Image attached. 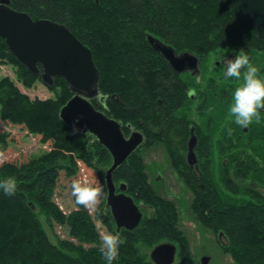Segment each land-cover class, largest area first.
<instances>
[{
	"label": "trees",
	"instance_id": "trees-1",
	"mask_svg": "<svg viewBox=\"0 0 264 264\" xmlns=\"http://www.w3.org/2000/svg\"><path fill=\"white\" fill-rule=\"evenodd\" d=\"M11 2L13 9L28 13L34 20H52L65 25L87 46L100 72L99 89L106 98L104 104L94 100L93 105L122 123L126 136L131 132L127 129L129 125L145 136L144 144L115 172L114 181L117 186L124 183L127 194L136 203L142 200L149 204L151 214L135 231L122 230L120 239L126 248L113 264H133L129 255H135L136 264H153L142 253V248L147 243L157 245L156 241L165 235L136 238L138 234H147L151 225L163 218L162 210H157L155 204L159 195L149 183L142 150L160 144L175 162H185L192 130L198 139L195 150L198 164L192 169L186 162V174L182 177L195 194L193 209L197 218L209 223L227 239L238 241L235 214L239 213L264 235V113L259 112L245 131V126L235 123L229 111L228 98L232 97L233 87L227 89L228 84L224 85L222 80L221 85L211 81L209 92L202 95L206 132L199 136L196 125L193 127L176 116L189 100L196 98L195 91L188 92L181 74L149 46L146 33V29L152 28L151 31L160 35L178 54L189 52L197 56L200 65L202 59L230 48L264 53V40L258 38L255 28L246 20L239 0ZM0 59L18 68L25 88L32 89L41 81L18 62L2 38ZM257 68L259 72L258 65ZM243 76L242 69L240 79L243 80ZM193 77L201 83V74ZM49 89L57 92L56 99L31 100L8 78L0 80V120L26 129L42 145L50 147L48 153L24 162H0V180L11 177L17 185L14 195L0 191V264H106L99 251L103 244L100 228L117 233L106 208L104 178L113 160L97 140L89 146L90 134L77 133L60 119L61 109L73 97L65 80L57 78L55 86ZM227 119L233 124L227 123L226 129H222ZM219 135L226 141L219 143V147L224 148L222 156L229 154L220 172L222 183L234 194L238 193L237 188L243 190L250 196L248 201L236 200L233 205L215 181L214 166L209 165L214 156L212 142ZM11 142L7 132H0V158H5ZM74 180H87L103 187V201L92 212L76 203L71 187ZM240 184L245 185L244 188ZM68 194L75 208L70 214L60 206L50 213L42 204L51 197L65 201ZM167 211L173 213L171 219L176 217L175 209ZM55 224L65 227L68 234L63 236ZM80 229L86 236L73 239L70 232L77 234ZM87 237L90 246L84 245ZM240 249L238 264H261L249 250Z\"/></svg>",
	"mask_w": 264,
	"mask_h": 264
},
{
	"label": "rangeland",
	"instance_id": "rangeland-1",
	"mask_svg": "<svg viewBox=\"0 0 264 264\" xmlns=\"http://www.w3.org/2000/svg\"><path fill=\"white\" fill-rule=\"evenodd\" d=\"M151 30L152 28L146 29V33L149 35L151 34L154 37L156 36L162 41V37ZM239 51L241 50L230 48L223 52L217 51L208 58L202 59L200 65L201 83H199L198 78L193 77L191 73L181 74V78L188 85V92L190 90H194L196 93V98L194 100H189L187 105L181 109L176 114V116L180 120L184 118L183 120L193 127L196 125L199 136L201 133L206 132V113L201 111V106L203 103L202 95L209 92V89L212 87L210 84L211 81H215L216 83L220 82L221 85L220 80H222L224 85L228 84L227 89L229 87H233L234 90L236 87L241 86L244 82V80L240 78L225 76L227 62H229L231 58H234ZM243 54L249 57L252 64H254L256 67L258 65V67L263 70V52L251 51L243 52ZM261 70L258 72V75L261 78H264V72L262 73ZM4 78L11 80L14 85L17 86L23 94L29 96L31 100L38 99L41 101H46L50 99H56L57 92L51 91L41 81H38L32 89L25 88L18 76V68L8 63V61L6 62L5 60L0 59V80ZM229 78H231V80ZM229 80L232 82V84ZM228 102L229 104H232L233 95L232 97L228 98ZM259 112L264 113V108H261ZM225 123L226 124L221 126L222 129H226L227 123L233 124V121L227 119ZM245 131H248V126L245 127ZM0 132H7L12 139L10 148L4 155L5 158L1 157L0 162H3L4 160L24 162L29 158H37L50 151L49 146L42 145L36 136L32 135L24 128L12 126L11 124L0 120ZM129 135L130 134H127V137ZM224 140V136L219 135L214 139V142H212L214 156L213 159H211L209 166L210 168L214 166L213 172L215 181L219 184L220 190H222L230 198L232 204L235 205L236 200L241 202L248 201L250 196L245 194V192L240 188H237L239 191H237V194H234L228 190L227 186L222 183L223 175L222 173L220 174V172L223 169L222 165L227 162L229 156L228 154V156L226 155L224 158L222 156V150H224V148L219 147V143H226ZM95 141L96 138L94 136H88L89 146H93ZM142 155L149 183L158 192L159 199L155 204L157 210H162L161 212L163 218H161L158 223L151 225L147 234H138L136 238L138 240L140 238L139 235L144 236V238L149 237L150 234L165 235L163 239H158L156 241L157 245L150 246L147 243L145 245L146 247L142 248V253L146 255L150 262H152L150 255L154 248L161 244H173L177 247V256L174 264H203V259L206 256L210 257V261L207 264H238L237 261L240 256L238 250H241L240 247L249 250L252 257H258L259 260H261V264H264V260H262V256L264 257V235L260 233V230L255 228L245 217H242L239 213L235 214V219L238 225V241L227 239L222 233L219 231L216 232L214 229H212L209 226V223L203 219L197 218V213L195 214L193 209L195 194L190 188L188 182L182 177L184 174H186L187 160H184L185 162H175L174 158H171L163 145L160 144L143 148ZM184 155L186 157L187 152ZM233 173L234 172L231 171V175H233ZM249 183L250 181L247 182V184ZM244 186L245 185H242L241 188H244ZM101 189L102 193L99 202L96 205L88 208L89 213L102 203V198L105 196V191H103L104 189L102 186ZM65 198H67L65 201H56L55 197H51L48 199V202H42V204L48 210V212L52 211L51 209L54 207L60 206L61 208L63 207L68 214H70L73 212V210H75L71 204L70 198L72 197L68 194V196ZM52 201L55 203V205ZM137 205L141 207V210L144 214L143 219H149V215L151 214V208L149 207V204H147L145 201L143 202L142 200H138ZM168 208L175 209V218H170L171 216H174L172 215V212V214H169L167 211ZM170 220H172V223ZM43 222H45L44 218ZM55 227L56 230H59L63 236L68 234V232L64 229L65 227L61 228L57 224H55ZM45 228H48L46 224ZM100 229L102 236L108 234L105 229ZM78 231L79 232L77 234L71 233L72 231L70 232V234H73V239H75L76 236H79V239H83V235L85 234L80 232L81 229ZM49 236L51 239H53L51 233ZM76 239H78V237ZM84 240V245L90 246L91 243L88 237ZM123 248L126 247H124L121 243L118 249V256L120 257L123 256ZM129 256L131 257L132 263L136 264L135 255Z\"/></svg>",
	"mask_w": 264,
	"mask_h": 264
},
{
	"label": "water",
	"instance_id": "water-1",
	"mask_svg": "<svg viewBox=\"0 0 264 264\" xmlns=\"http://www.w3.org/2000/svg\"><path fill=\"white\" fill-rule=\"evenodd\" d=\"M246 20L255 28L258 38L264 40V0H239ZM0 38L5 40L10 53L34 76H39L48 88L56 79H64L73 97L60 111L62 122L77 133L96 138L112 157V165L105 172L107 188L106 208L109 210L116 232L135 231L144 214L134 198L127 194V186L114 181L115 172L145 142L143 133L133 130L124 133V126L108 117L94 105V100L105 103L99 89L100 72L92 51L65 25L52 20H34L28 13L12 8L11 0H0ZM149 46L159 53L178 74L200 76V59L189 53L178 54L173 47L148 35ZM198 139L193 130L187 145V163L192 169L198 164ZM177 247L161 244L153 249L150 258L154 264H174ZM210 257L203 259L207 264Z\"/></svg>",
	"mask_w": 264,
	"mask_h": 264
},
{
	"label": "clouds",
	"instance_id": "clouds-1",
	"mask_svg": "<svg viewBox=\"0 0 264 264\" xmlns=\"http://www.w3.org/2000/svg\"><path fill=\"white\" fill-rule=\"evenodd\" d=\"M242 69L244 70V82L235 88L229 111L235 123L246 127L254 117L259 115V110L264 108V78L257 74L258 68L242 51L227 62L225 76L240 78ZM71 187L77 204L90 208L99 202L102 193L100 186L91 184L87 180H74ZM16 188L14 178L8 177L0 180V191L4 194L14 195ZM102 240L103 244L99 251L106 260V264H113L118 256L119 245L122 243L120 235L119 233H108L102 237Z\"/></svg>",
	"mask_w": 264,
	"mask_h": 264
},
{
	"label": "bare ground",
	"instance_id": "bare-ground-1",
	"mask_svg": "<svg viewBox=\"0 0 264 264\" xmlns=\"http://www.w3.org/2000/svg\"><path fill=\"white\" fill-rule=\"evenodd\" d=\"M18 11V10H17ZM22 12V11H21Z\"/></svg>",
	"mask_w": 264,
	"mask_h": 264
},
{
	"label": "flooded vegetation",
	"instance_id": "flooded-vegetation-1",
	"mask_svg": "<svg viewBox=\"0 0 264 264\" xmlns=\"http://www.w3.org/2000/svg\"><path fill=\"white\" fill-rule=\"evenodd\" d=\"M164 185V184H163Z\"/></svg>",
	"mask_w": 264,
	"mask_h": 264
}]
</instances>
